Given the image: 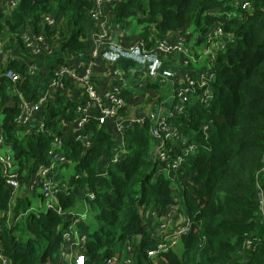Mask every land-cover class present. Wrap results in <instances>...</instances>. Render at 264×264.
I'll return each instance as SVG.
<instances>
[{
    "label": "trees",
    "instance_id": "16d2710c",
    "mask_svg": "<svg viewBox=\"0 0 264 264\" xmlns=\"http://www.w3.org/2000/svg\"><path fill=\"white\" fill-rule=\"evenodd\" d=\"M103 1L110 4L113 21L123 27L132 24L148 47L170 37L187 36L186 44L197 41L198 48L205 44L206 34L220 25L225 47L216 51L212 64L211 101H192L169 119L195 151L171 177L163 170L165 165L153 158L157 141L150 133L153 124L147 120L125 129L126 154L114 163L118 144L109 122L90 121L83 131L92 140L89 149L66 129L76 123L79 114L77 102L65 93L42 107L44 129L26 134L27 128L16 122L21 102L16 91L27 101L37 100L36 79L29 76L26 65L10 63L6 68L15 69L23 80L15 86L0 73V138L12 152L20 187L18 199L11 205L14 193L0 164V256L9 264H70L63 261L69 248L65 233L72 221L68 213L75 210L79 195L90 192L95 198L86 201L89 217L79 225L87 241L74 255L83 253L86 264H104L115 256L131 259L133 264H264L260 212V190H264V0ZM16 2L13 10L2 13L0 21V43L6 42L8 49L29 55L23 31L43 34L53 46V57L46 58L50 72L59 64H69L68 56L90 51L89 36L97 30L92 20L96 0ZM246 2L249 9L242 7ZM46 19H52L54 26L47 25ZM66 87L77 86L67 82ZM123 95L126 98L127 93ZM127 112L124 108L121 115L126 117ZM57 137L74 164L70 178L78 190L59 193L58 205L64 214L36 212L32 198L38 195L42 200V194L36 186L31 192V183L50 164L48 151ZM174 143L178 148V141ZM167 146L171 157L179 154L172 143ZM67 165L59 166L58 171ZM75 175L80 176L76 179ZM172 208L176 210L172 224L187 216L192 228L176 249L151 259L148 252L159 243L160 226ZM147 211L157 216L146 219Z\"/></svg>",
    "mask_w": 264,
    "mask_h": 264
},
{
    "label": "built area",
    "instance_id": "2783aa9c",
    "mask_svg": "<svg viewBox=\"0 0 264 264\" xmlns=\"http://www.w3.org/2000/svg\"><path fill=\"white\" fill-rule=\"evenodd\" d=\"M116 0H108L112 2ZM118 1V0H117ZM97 8L92 12V20L96 22L97 30L93 31L89 36L91 41V49L89 51L90 57L88 63L83 61L69 64H59L54 67L49 78L52 89L60 91V93L67 94L69 88L66 87L67 82L74 83L76 86L80 85L82 90V96L77 102V113L79 119L71 127L72 135L76 141H79L85 149H89L92 145V140L89 138V134H83V131L88 127L91 120H96L100 125H104L109 121L115 123V127L119 133L123 135V142L121 145H117L114 150V156L112 162H118L126 154V143L124 131L133 124H143L149 120L153 124L151 129V136L157 141V146L153 153V158L157 162H161L165 165L163 170L167 172L171 177L180 170L187 157L192 155L195 151V146L190 145L185 139L182 138V134L169 123V119L173 118L176 114H181L184 111L186 105L192 101H199L202 104H208L212 99L211 83L214 79V74L211 72L213 61L215 60L216 51L224 49L225 44L222 38L224 32L220 25L209 31L206 34V42L202 48L196 47L197 41L193 42L192 46L186 44V37H179L174 41H159L155 45L148 47V44L142 39L137 41L133 46V51L138 49L142 56L147 60L151 56L163 58L173 57L175 60L180 61V69L173 77L175 86L174 104L171 112L166 116H156L154 113L147 114L142 118H130L121 115V111L127 108V101L124 97V85H118L109 90L105 95H100L97 90L95 78L93 76L94 68L96 67V61L100 57V47L113 45V32L112 28L105 21V6L106 2L103 0H96ZM17 6L16 0H0V21L2 20V13L4 11L10 12ZM243 9H249L250 4L244 3ZM46 24L54 26L52 19H46ZM22 37L26 43V50L28 54L33 57L39 55H45L46 58L53 56V46L48 42L47 38L39 33L35 34L32 30H25L22 33ZM196 38V37H195ZM6 42L0 43V73H3L6 78L12 81L16 86L21 83L23 76L13 68H6L10 63L16 62L18 58L14 55L9 56L8 64L5 65L3 58L5 57ZM119 50H122V46H118ZM195 48V49H194ZM178 57H174V56ZM188 55H191L194 60ZM84 55L80 54L78 58L69 56V60L76 58L80 60ZM204 58V60H203ZM164 63V62H162ZM28 68V74L30 77H35L39 73V68L34 62H28L26 64ZM193 67L194 69H192ZM156 70V69H155ZM120 76L119 71L115 73ZM159 75V71H155L153 75ZM192 74L194 76H192ZM165 81V80H161ZM200 93V94H199ZM20 99V115L16 119L17 124L20 127L28 126L40 113L42 107L48 105L51 98L48 94H43L35 101H27L24 95L17 91L16 93ZM199 94V95H198ZM44 129V122L42 121L41 129ZM177 140L179 147L175 146L174 141ZM172 143L177 149L179 154L176 157H171V150L168 148L167 143ZM5 140L0 138V164L3 171V176L6 178L7 185L13 190V197L17 194V190L20 187L18 180V173L15 169V163L12 152L10 150H4ZM48 155L51 158L49 165L44 166L34 176L31 183V191L34 187H38L41 190L44 201H47L48 210H55L59 213H63L58 205L57 197L67 185L62 184L60 187L56 185L55 178L60 174L58 167L71 163L67 156L64 154L62 148V139L57 137ZM80 175H76L78 179ZM87 198L93 200L95 195L93 193L88 194ZM54 202V203H51ZM11 205L12 201H11ZM260 212L264 221V190H260ZM176 213L175 208H172L169 212L168 219L160 226V241L156 248L148 252V257L151 259H157L163 257V255L173 249H176L180 243V239L183 235L187 234L192 228V221L187 217H180L178 222L173 223L172 215ZM72 217L68 231L65 233V238L69 243V247L72 251H79L83 248L87 241V236L79 232V225L88 219L89 207L85 211L68 213ZM155 218L157 215L155 212L147 211L145 218ZM2 221L3 215L0 213V241L2 235ZM131 247H128V251ZM1 264H9V261L0 256ZM71 264H86L85 255L77 254L73 256ZM104 264H133L131 259L120 258L115 256L108 259Z\"/></svg>",
    "mask_w": 264,
    "mask_h": 264
},
{
    "label": "crops",
    "instance_id": "0c3cea01",
    "mask_svg": "<svg viewBox=\"0 0 264 264\" xmlns=\"http://www.w3.org/2000/svg\"><path fill=\"white\" fill-rule=\"evenodd\" d=\"M107 5L105 6V21L107 24H109L112 30H114L112 38L113 45L100 47V57L96 61V67L94 68L93 72L98 93L100 95H105L114 87L118 85H124V92L127 93L126 101L128 104V117L142 118L147 114L149 115L152 113H154L156 116L168 115L171 112L174 104L175 84L173 82V77L175 74H177L181 67L180 61L173 59V57L163 58L162 56H151L145 60L138 49L133 51V46L137 43V41L140 40L139 35L135 34L132 24H128L123 27L115 23L113 21L111 11ZM3 13L8 12L4 11ZM176 39L177 38L172 39V37H170L169 41H174ZM119 45L122 46V50H119ZM189 45L192 46L193 41H189ZM10 55L16 56L18 58L17 62L21 64L26 65L31 61L38 66L39 73L37 76L33 77V79H36L35 93L38 95V97L46 93L51 98V101H54L55 97L60 93V91L49 87V78L51 76V72L49 71V66L46 62V56L39 55L33 57L30 54L23 56L20 55V53L13 52L11 49H6L5 57L3 58L5 65L8 64L7 62ZM83 55L84 56L80 58V60L76 59L79 56L74 59L72 57L70 60L68 56V61L72 63L79 61L88 63V59L90 57L89 52ZM174 57L178 56L176 55ZM116 71H119L120 76L115 74ZM155 71H159L160 76L157 74L153 75ZM161 80L165 81L161 82ZM150 85H156L158 87L153 88L150 87ZM163 86H167V88L164 89ZM81 87L82 86L77 85L76 88L70 89L66 96L72 101H77L82 96ZM170 88H172V92ZM109 123L115 133L117 144L121 145L123 142V135L117 131L114 122L109 121ZM41 125L42 119L40 117V113H38L34 120L28 126H26V134L33 133L36 128H39L40 130ZM71 127L72 126L66 127V129L72 131ZM70 131H67V133H70ZM3 149L10 150L6 145H4ZM73 167L74 164L69 163L62 169L60 174L57 175V177H61L55 178V183L59 187L66 183L67 187L62 190L63 192L72 190L74 193H77L76 190H78V188L73 186L72 180L70 178V175L74 174ZM65 169H69L71 172L68 179L66 176L63 177ZM88 194L89 192L85 195L79 196L77 194L78 201L74 212L85 211L89 207V205L86 203ZM18 195L19 192H17V194L12 198V204L16 203ZM82 198H84V200ZM32 208L36 212L48 210L47 201H44L43 197L41 200L39 199L38 195H35L34 200H32ZM75 253L76 251H72L70 247L67 248L63 254V261H67L71 264Z\"/></svg>",
    "mask_w": 264,
    "mask_h": 264
},
{
    "label": "rangeland",
    "instance_id": "374dc122",
    "mask_svg": "<svg viewBox=\"0 0 264 264\" xmlns=\"http://www.w3.org/2000/svg\"><path fill=\"white\" fill-rule=\"evenodd\" d=\"M5 12H8V11H5ZM23 32H24V31H23ZM202 48H203V47H200L201 50H202ZM4 49L6 50V49H8V48H7V47H4ZM194 49H195V48H194ZM188 56L192 58L191 55H188ZM191 60H194V57H193L192 59L188 60V62H190ZM203 60H204V58H203ZM163 87H164V89L167 88V86H163ZM170 90H171V92H172V88H170ZM64 171H65V173H64L63 177L66 176V178L68 179V178H69V175L71 174V172H70L69 169H65ZM32 200H34V198H32ZM73 211H74V210H73ZM90 220H91V218H90ZM178 249H179L180 252H182V246H181V245H180V247H179Z\"/></svg>",
    "mask_w": 264,
    "mask_h": 264
}]
</instances>
